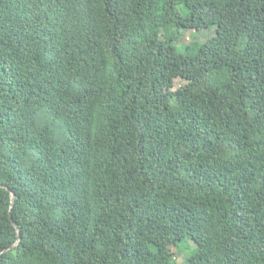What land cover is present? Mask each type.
<instances>
[{
    "label": "trees",
    "instance_id": "trees-1",
    "mask_svg": "<svg viewBox=\"0 0 264 264\" xmlns=\"http://www.w3.org/2000/svg\"><path fill=\"white\" fill-rule=\"evenodd\" d=\"M0 264H264V0H0Z\"/></svg>",
    "mask_w": 264,
    "mask_h": 264
},
{
    "label": "rangeland",
    "instance_id": "rangeland-1",
    "mask_svg": "<svg viewBox=\"0 0 264 264\" xmlns=\"http://www.w3.org/2000/svg\"><path fill=\"white\" fill-rule=\"evenodd\" d=\"M183 32L186 34V39L184 40L185 43H182V45L180 46L182 51H184L187 48V44L189 45L202 44L205 41H207L209 38L216 36L215 28H212L210 31H205L203 33L202 32L198 33L195 30H183ZM185 83L186 82L183 79H177L175 81L176 89L182 87L183 85H185ZM191 246L194 247L193 243H191ZM179 261L182 262V260L180 259Z\"/></svg>",
    "mask_w": 264,
    "mask_h": 264
},
{
    "label": "water",
    "instance_id": "water-1",
    "mask_svg": "<svg viewBox=\"0 0 264 264\" xmlns=\"http://www.w3.org/2000/svg\"><path fill=\"white\" fill-rule=\"evenodd\" d=\"M13 194V193H12ZM13 198H15V195L13 194ZM15 226L17 227V229L19 230V226L15 223Z\"/></svg>",
    "mask_w": 264,
    "mask_h": 264
}]
</instances>
